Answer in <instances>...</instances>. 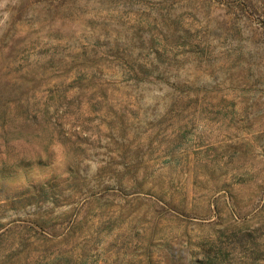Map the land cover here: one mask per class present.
Returning a JSON list of instances; mask_svg holds the SVG:
<instances>
[{
	"label": "rangeland",
	"instance_id": "1",
	"mask_svg": "<svg viewBox=\"0 0 264 264\" xmlns=\"http://www.w3.org/2000/svg\"><path fill=\"white\" fill-rule=\"evenodd\" d=\"M0 264H264V0H0Z\"/></svg>",
	"mask_w": 264,
	"mask_h": 264
},
{
	"label": "clouds",
	"instance_id": "2",
	"mask_svg": "<svg viewBox=\"0 0 264 264\" xmlns=\"http://www.w3.org/2000/svg\"><path fill=\"white\" fill-rule=\"evenodd\" d=\"M54 163H61L65 159V149L62 145H54L52 148Z\"/></svg>",
	"mask_w": 264,
	"mask_h": 264
}]
</instances>
